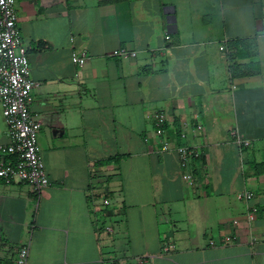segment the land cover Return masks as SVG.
<instances>
[{
	"label": "crops",
	"instance_id": "obj_1",
	"mask_svg": "<svg viewBox=\"0 0 264 264\" xmlns=\"http://www.w3.org/2000/svg\"><path fill=\"white\" fill-rule=\"evenodd\" d=\"M16 11L50 183L37 195L0 178V264L24 244L30 264H264V0H17ZM180 145L199 152L189 167ZM91 192L114 199L102 225Z\"/></svg>",
	"mask_w": 264,
	"mask_h": 264
},
{
	"label": "built area",
	"instance_id": "obj_2",
	"mask_svg": "<svg viewBox=\"0 0 264 264\" xmlns=\"http://www.w3.org/2000/svg\"><path fill=\"white\" fill-rule=\"evenodd\" d=\"M17 0H0V100L3 114L8 124L10 142L0 144V178L4 183H26L31 191L37 195L49 185L50 180L45 163L41 155L38 136L42 126L31 109L35 81L32 78L31 62L28 46L24 42L16 11ZM169 38V36H168ZM224 46H221L223 49ZM116 54L124 57H135V51L122 49ZM72 61L84 66L88 57L85 53L77 51L72 53ZM157 133L163 137L162 151L170 149L171 142L166 136L167 115L164 112L154 114ZM203 125L197 124L196 130H201ZM248 145L249 142L239 140ZM182 163L190 166L194 157L199 152L188 146L180 145L177 148ZM92 193L94 210H106L113 206L114 199L110 195L97 196ZM254 194L244 191L237 194L239 199L250 201ZM104 229L112 231L111 225ZM232 241L231 235L223 239V243ZM218 244L211 240L210 245ZM169 247H166L168 250ZM143 263V260H140ZM14 264H30V245H22Z\"/></svg>",
	"mask_w": 264,
	"mask_h": 264
},
{
	"label": "trees",
	"instance_id": "obj_3",
	"mask_svg": "<svg viewBox=\"0 0 264 264\" xmlns=\"http://www.w3.org/2000/svg\"><path fill=\"white\" fill-rule=\"evenodd\" d=\"M108 161H100L98 162L99 165H105ZM109 195V194H106ZM108 217V209L106 210H100L96 212L95 214V220L97 223H100L101 225L105 223L106 218Z\"/></svg>",
	"mask_w": 264,
	"mask_h": 264
},
{
	"label": "water",
	"instance_id": "obj_4",
	"mask_svg": "<svg viewBox=\"0 0 264 264\" xmlns=\"http://www.w3.org/2000/svg\"><path fill=\"white\" fill-rule=\"evenodd\" d=\"M175 18L173 17V18H169V20H174Z\"/></svg>",
	"mask_w": 264,
	"mask_h": 264
},
{
	"label": "rangeland",
	"instance_id": "obj_5",
	"mask_svg": "<svg viewBox=\"0 0 264 264\" xmlns=\"http://www.w3.org/2000/svg\"><path fill=\"white\" fill-rule=\"evenodd\" d=\"M38 139H39V136H38Z\"/></svg>",
	"mask_w": 264,
	"mask_h": 264
}]
</instances>
